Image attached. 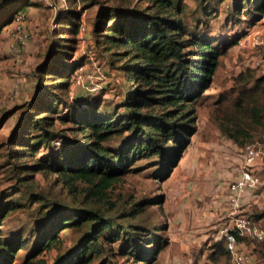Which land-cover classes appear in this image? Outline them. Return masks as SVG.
<instances>
[{"label": "trees", "instance_id": "obj_1", "mask_svg": "<svg viewBox=\"0 0 264 264\" xmlns=\"http://www.w3.org/2000/svg\"><path fill=\"white\" fill-rule=\"evenodd\" d=\"M89 1L90 6L97 7L91 57L99 52L104 58L103 71L119 75L122 101L115 107H101L106 102L101 95L107 85L98 92L89 85L86 88L90 93L99 95L81 92L72 102L59 96V91L69 90L79 70V65L66 59L69 56L62 51L54 56H65L63 67L51 70L45 65L39 70L46 72L47 82L39 81L28 115L8 140L13 146L10 154L17 159L12 168L17 185L11 189L23 192L34 173L50 171L58 175L69 193L54 197L38 225L13 237L4 235L3 220L25 203L9 200L0 208V264H15L22 252L26 254L23 264H109L110 256L117 254L132 259L134 264H154L167 246L166 238L158 230L127 222L130 213L121 214L125 208L119 209L123 204L112 197L111 188L143 160L152 161L156 178L164 181L171 176L197 132L196 101L210 88L221 58L245 34L218 38L194 30L186 21L184 0ZM224 2L210 0L198 13L207 19L219 16ZM58 4L50 2L58 9V23L79 35L80 16L72 15L70 6ZM39 5L35 0L0 2V32L18 14ZM243 14L250 26L260 23L264 0H236L226 21H239ZM237 80L239 92L231 99V109L223 110L222 130L240 145L254 137L264 145V72L258 74L248 68ZM222 99L220 96L218 102ZM60 105L66 114L64 110L61 113ZM59 120L78 133L75 140L67 129L53 128ZM44 147L46 157L33 163L22 160ZM149 203L145 199L135 203V212L143 211ZM250 216L259 221L264 218V209ZM68 228L82 232L70 249L58 253L49 263L45 255L60 243L62 232ZM209 259L213 264H220L222 259L230 263L223 240L211 244Z\"/></svg>", "mask_w": 264, "mask_h": 264}, {"label": "rangeland", "instance_id": "obj_2", "mask_svg": "<svg viewBox=\"0 0 264 264\" xmlns=\"http://www.w3.org/2000/svg\"><path fill=\"white\" fill-rule=\"evenodd\" d=\"M3 1L6 0H0L1 3ZM35 1L40 3V5L30 7L27 12L23 13L21 18L22 27L29 33V39L19 56L11 53L12 46L16 42V23L13 21L5 25L0 32V208L8 205L12 200H20V202L25 203L11 211L3 220L1 228L7 237H13L20 230H27L31 226H35L34 224L38 225L47 210V203L56 196L63 197L66 192L69 193L58 175L50 171L34 173V179L30 180L29 188H24L23 192L18 191L16 188L11 189L17 185L16 180L18 177L12 171L13 162H15L13 160L17 159H14L13 155L10 154L13 146L9 145L8 140L14 135L16 128L22 122V118L28 115L29 102L33 100V96L39 89V81L42 84L47 82L45 79L46 72L43 71L42 73L39 70L45 65L50 67L49 69L51 70L52 67H63L64 57L69 56L66 59L76 62L79 65V70L73 75V86L70 85L67 91H59V96L63 97V99L65 98L68 102H72L74 97H77L81 92L86 95H99V93L98 95L97 93H90L89 88H86L87 86H92L90 89L98 92L101 86L107 85L106 93L101 95L106 102L101 107L105 106V104L115 107L122 101L121 87L117 85L121 83L119 75H110L107 73L109 72L107 69L103 71L104 65L101 64H104V58L99 52L91 57V52L94 49L91 30L97 7L90 6L89 0ZM50 2L51 4L59 2L58 6H70L74 9L72 15L78 14L81 21L79 35L70 31L71 29L66 27V25L58 23V9H54ZM207 2H210V0L183 1V4L187 6L185 10L186 21L194 30L198 28L200 31L207 34L211 33L218 38L227 35L234 36L237 32L245 33L241 38L245 40L243 45H239L238 42L221 58V63L213 77L210 88L198 98L195 104L197 132L192 137L191 151L196 153L193 147L198 149L197 152L204 149L205 155L202 159L204 164L210 167L207 170L208 173H212L216 168L220 172L226 171L231 168L229 167L230 163L243 159L244 144L240 145L228 136L229 134L222 130L221 123L224 120L223 110L225 108V111L228 108L231 109V99L239 92L240 85L237 80L239 75L248 68L256 69L258 74L264 72V63L261 66L255 65L264 55V21L257 23L255 26H250L249 23L244 22L247 17L243 14L240 17L242 22L237 19L239 21L227 23V13L233 11V4L236 0H225L220 7V15L207 19L206 15L198 13ZM199 25L200 27H198ZM256 34L261 36L262 42L260 45H255L252 42ZM57 37L60 38L57 39ZM62 38L63 41L61 40ZM60 51L64 52L65 56L55 57L54 55ZM95 52H97L96 49ZM43 93V90H41L40 94ZM220 96H223V102L221 103L218 102ZM79 97L81 98L83 95ZM58 108L63 114L64 106L61 107L60 105ZM120 111H123V109H120ZM64 113L66 114L67 110H64ZM231 127L233 128L232 125ZM53 128H58L57 130L60 131L64 130V132L67 129L66 133H69V136L74 140L78 137L77 132L70 130L71 125L61 120L56 122ZM194 138L197 139V143L193 141ZM251 140L258 141L257 137ZM251 140L249 141L251 142ZM199 141L202 143L198 144ZM189 147L183 157L190 155ZM46 156L47 148L44 147L39 149L35 155L24 157L22 160L33 163L38 158ZM259 157L264 161L263 147L260 148ZM151 162V160L138 162L136 164L138 167L135 171L119 179L111 188L112 197L119 204H123L118 206L119 209H123V206L125 208L121 214L129 212L130 215L125 218L127 222L145 225L148 228L158 230L166 238L167 246L160 253L154 264H197L200 259H208V249L211 248L209 238L212 240V235L218 233L229 221L227 219L222 221L218 227L209 226L210 228L207 229V232L210 237L206 240L200 241L196 238H183V236H180L174 230L178 227L176 226L178 224V220H176L178 210L180 209L181 212H187L191 215L198 210L199 205L203 204L204 200H201V195H199L198 191H191L188 194L190 197L187 199L181 200L178 198V192L176 191L177 178L173 177L178 174V171L173 176L171 175V178L168 177L162 181L154 175L155 168ZM180 171L184 172L183 169ZM255 172L260 178L262 177L259 171ZM233 178L237 177L234 176ZM233 178L229 180H233ZM260 186L257 190L260 189ZM31 196H33L32 201ZM37 196H40V198L37 199ZM157 197H162L161 201H152L157 199ZM143 199L150 200L151 203L143 211L139 209L138 212H135V208H137L135 203ZM177 200H180L182 204L180 202L177 203ZM210 200L214 203L211 195H206V201L209 202ZM208 204L210 205L211 203ZM257 210L259 209L257 208L254 211ZM246 214L252 215L253 213ZM120 220L123 222L122 219ZM257 222L264 229V221ZM81 232V230L72 228L63 231L60 243L45 255L48 258V262L53 261L58 253L70 249ZM259 240L253 236L242 240L243 245L253 255L252 264H264V254L261 253L262 249L264 250V242ZM211 243L215 242L211 241ZM115 248L119 250L118 243L115 244ZM25 256L26 254L22 252L15 264H23ZM110 258L111 262L109 264H134L132 259L122 257L121 254L110 256ZM93 264L97 263L94 262ZM220 264L229 263L227 260L222 259Z\"/></svg>", "mask_w": 264, "mask_h": 264}, {"label": "crops", "instance_id": "obj_3", "mask_svg": "<svg viewBox=\"0 0 264 264\" xmlns=\"http://www.w3.org/2000/svg\"><path fill=\"white\" fill-rule=\"evenodd\" d=\"M262 21H264V19ZM193 141L197 143V139L194 138ZM201 143V141L198 142V144ZM191 147L192 146L189 147L191 152H189L190 155H185L181 159L171 175L173 176L175 172L178 171V174L173 176L177 178L176 191L178 192V198L181 200L187 199L190 197L188 194H190L191 191H198L204 203L200 204L198 210L191 215L187 212H181L179 209L176 214V220H178L176 226L178 227L174 230L175 232L177 231L180 236H183V238L191 237L202 241L210 237L207 232V229L210 228L209 226L218 227V225L226 219L229 221L227 225H230L233 221L229 205V184L235 179L233 178L234 176L237 178L241 176L240 172H242L243 161L242 159H238L230 163L229 167L231 168L226 171L223 170L220 172L216 168L214 172L208 173L207 170L210 167L206 166L202 159L205 155L204 149L203 151L197 152L198 149L193 147V149L196 150L195 153L191 151ZM255 166L256 170L259 171L262 176L261 186L258 190L259 193L247 196L242 200L246 202V204H244L245 206L240 210L242 213H253L257 208L259 210L264 209V161L259 158ZM181 169H183L184 172H181ZM231 178H233V180H229ZM206 195H211L214 199V203L211 200L209 202L206 201ZM179 202L181 203L180 200H177V203ZM208 203L211 204L209 205ZM262 221H264V218L259 219V222ZM216 236L217 233L212 235V240L209 238V245L212 244L211 241H218ZM208 251L210 253L211 248H209ZM209 253L207 254L208 259H200L197 264H213L209 259Z\"/></svg>", "mask_w": 264, "mask_h": 264}, {"label": "built area", "instance_id": "obj_4", "mask_svg": "<svg viewBox=\"0 0 264 264\" xmlns=\"http://www.w3.org/2000/svg\"><path fill=\"white\" fill-rule=\"evenodd\" d=\"M23 13L18 14L15 18L16 23V42L12 46L11 53L19 56L28 43L29 33L22 27L21 18ZM22 27V28H21ZM244 39L239 41V45H243ZM255 45H260L262 42L261 36L256 34L252 40ZM264 63V55L260 58L255 65L261 66ZM264 148L263 145L257 141L249 142L245 145L243 151V170L241 176L235 178L230 184V196L229 205L231 208V214L233 221L230 225L223 227L217 233V240H223L225 248L230 258V264H252L253 255L242 242L243 238L256 237L260 240L264 239V229L258 225L250 215L240 212L245 206L246 202L242 201L247 196H251L258 193V187L261 185V178L255 172L256 162L260 158V148Z\"/></svg>", "mask_w": 264, "mask_h": 264}, {"label": "clouds", "instance_id": "obj_5", "mask_svg": "<svg viewBox=\"0 0 264 264\" xmlns=\"http://www.w3.org/2000/svg\"><path fill=\"white\" fill-rule=\"evenodd\" d=\"M251 142H253V141H251ZM257 142H258V141H257ZM248 143H249V142H248ZM258 143H259V142H258ZM246 144H247V143H246ZM246 144H245V145H246ZM259 144H260V143H259ZM245 145H244V147H245ZM261 145H262V144H261ZM263 146H264V145H263ZM244 147H243V148H244Z\"/></svg>", "mask_w": 264, "mask_h": 264}]
</instances>
